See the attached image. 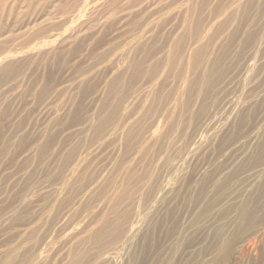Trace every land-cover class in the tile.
<instances>
[{"label": "rangeland", "instance_id": "374dc122", "mask_svg": "<svg viewBox=\"0 0 264 264\" xmlns=\"http://www.w3.org/2000/svg\"><path fill=\"white\" fill-rule=\"evenodd\" d=\"M140 249L264 264V0H0V264Z\"/></svg>", "mask_w": 264, "mask_h": 264}, {"label": "bare ground", "instance_id": "6f19581e", "mask_svg": "<svg viewBox=\"0 0 264 264\" xmlns=\"http://www.w3.org/2000/svg\"><path fill=\"white\" fill-rule=\"evenodd\" d=\"M151 195V194H150ZM152 202V201H151ZM157 209V208H156ZM152 215V214H151ZM149 218V217H148ZM141 219V218H140ZM135 221V220H134ZM149 221V220H148ZM138 222V221H137ZM157 222V221H156ZM171 222V221H170ZM172 223V222H171ZM136 226L138 227V223L136 224ZM141 226V225H140ZM136 227V228H137ZM158 228V227H157ZM140 229V228H139ZM139 231V230H138ZM136 232H137V230H136ZM135 232V233H136ZM150 234V233H149ZM124 235V234H123ZM131 235V234H130ZM133 235V234H132ZM132 235H131V237H132ZM134 236V235H133ZM159 236V235H158ZM204 236V235H203ZM212 236V235H211ZM206 237V236H205ZM135 238V237H134ZM129 239H131L130 237H129ZM200 239V238H199ZM132 240V239H131ZM216 240V239H215ZM140 241V240H139ZM191 241V240H190ZM127 242V241H126ZM135 242V241H134ZM173 242V241H172ZM201 242V241H200ZM131 243V242H130ZM153 243V242H152ZM213 244V243H212ZM149 246V245H148ZM155 246H157V245H155ZM148 248V247H147ZM151 248H152V246H151ZM165 248V247H164ZM187 248V247H186ZM217 248V247H216ZM155 249H156V247H155ZM218 249V248H217ZM126 250V249H125ZM184 250V249H183ZM155 251V250H154ZM185 251V250H184ZM216 251V250H215ZM122 252V251H121ZM130 253V252H129ZM134 253V252H133ZM186 253V252H185ZM217 253V252H216ZM120 254H122V253H120ZM143 254V251H142V249H140V251L138 252V254H130L131 255V257H130V259H129V261H127V262H129V264H148L146 261H144V260H146V258L145 259H143V257L141 256ZM158 254V253H157ZM156 253H151V256H152V259L153 260H151L150 262H149V264H172L171 263V261H169V260H165V261H162V260H164L165 259V257H164V259H162V260H160L159 259V257L161 256H156L157 255ZM163 254V253H162ZM159 255V254H158ZM166 255V254H165ZM182 256V255H181ZM123 257H124V254H123ZM186 257V256H185ZM129 258V257H128ZM149 258H150V256H149ZM171 258V257H170ZM175 258H177V257H175ZM168 259V258H167ZM117 260V259H116ZM119 260H121L120 258H119ZM123 260V259H122ZM148 260V259H147ZM177 260V259H176ZM120 262V261H119ZM117 263V262H116ZM175 264H177V263H175ZM179 264V263H178Z\"/></svg>", "mask_w": 264, "mask_h": 264}]
</instances>
